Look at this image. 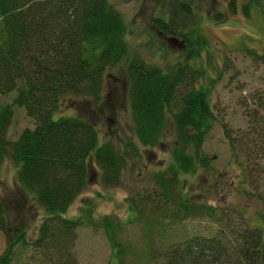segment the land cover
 Here are the masks:
<instances>
[{"label":"trees","instance_id":"1","mask_svg":"<svg viewBox=\"0 0 264 264\" xmlns=\"http://www.w3.org/2000/svg\"><path fill=\"white\" fill-rule=\"evenodd\" d=\"M231 7L235 11V0ZM221 18L215 15V20ZM154 21L174 34L164 17ZM0 23L5 28L0 98L14 96L11 103L0 101V160L9 158L18 167L17 182L46 215L31 241L23 225L10 220L0 193V232L8 243L0 264H12L19 249H31L37 256L33 260L39 262L35 264H77L76 231L82 216L65 214L89 185L90 166L99 171L103 186L119 187L128 160L139 155L140 147L158 145L171 119L176 143L171 164L155 176L159 188L137 200L126 199L132 221L152 217L146 220L148 237L164 240L166 227H154L153 222H175L194 213L192 199L178 189L179 176L208 169L211 162L203 146L217 121L210 102L216 81L207 88L199 86L203 72L194 66L206 47L204 39L181 32L183 61L163 68L139 56L127 59L128 26L109 0H0ZM253 56L264 65V52ZM121 63L128 79L134 138L124 143L101 141L90 119L61 109L66 101L83 100L103 111L107 71ZM15 108L24 109L34 127L11 140L8 131ZM230 146L234 152L232 139ZM251 157L246 154L247 162ZM206 209L211 215L215 211L212 206ZM83 214L89 220L91 212L84 209ZM259 218L253 227L230 233L223 228L212 237L173 235L160 247L153 243L147 264H264V220ZM101 224L112 247L108 264H137L128 259L130 247L118 239L121 227L116 220L105 216Z\"/></svg>","mask_w":264,"mask_h":264},{"label":"rangeland","instance_id":"2","mask_svg":"<svg viewBox=\"0 0 264 264\" xmlns=\"http://www.w3.org/2000/svg\"><path fill=\"white\" fill-rule=\"evenodd\" d=\"M109 1L128 26L127 59L139 56L150 64L171 68L184 58L181 32L199 34L204 39L206 47L194 66L203 72L199 86L207 88L216 81L210 102L217 121L203 146L210 167L179 176L178 189L192 199L194 213L175 222H153L154 227H166L168 235L164 240L148 237L146 220L152 221V217L132 221L126 199L137 200L159 188L155 176L171 164L176 143L172 120L169 119L158 145L140 147L139 155L128 160L119 187L103 186L99 171L90 166L89 185L65 214L68 218L82 216L76 231L77 264H108L112 247L101 224L105 216H112L119 224L118 239L130 247L132 254L128 259L137 264H147L153 243L160 247L161 241H168L173 235L212 237L223 228L230 233L231 229L253 227L261 222V215L264 220V65L253 56L264 52V0H235V11L231 9L233 0ZM217 13L222 16L218 21ZM162 17L170 23L174 34L158 27L154 19ZM4 38L5 28L0 23V42ZM124 65L107 71L106 100L100 105L103 111L83 100L66 101L61 109L64 114L78 112L90 119L96 124L101 141L124 143L134 138ZM13 99V95H8L0 101L7 104ZM33 127L34 122L24 109L15 108L8 137L16 139L24 129ZM226 134L235 144L234 152ZM247 153H252L249 162ZM17 170L9 158L0 160V193L7 203L10 220L23 225L33 241L46 215L17 182ZM208 206L215 208L212 215L206 209ZM84 209L91 212L89 220ZM16 228L12 227V231ZM7 245L5 233L0 232V255ZM35 256L31 249H19L12 264H35Z\"/></svg>","mask_w":264,"mask_h":264}]
</instances>
